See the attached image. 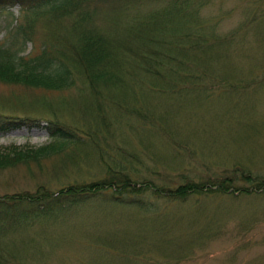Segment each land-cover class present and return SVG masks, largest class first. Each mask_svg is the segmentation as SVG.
<instances>
[{"label": "trees", "instance_id": "trees-1", "mask_svg": "<svg viewBox=\"0 0 264 264\" xmlns=\"http://www.w3.org/2000/svg\"><path fill=\"white\" fill-rule=\"evenodd\" d=\"M140 1L128 0L127 10ZM226 1L146 0L160 5L126 19L112 32L90 24L93 14L85 8L89 0H0V14L19 5L24 18V23L11 24L0 42V82L76 90L73 98H61L59 113L54 104L45 101L41 104L47 114L0 111V134L37 126L50 139L38 146L0 145V170L44 165L56 157L65 175L69 164L78 168L86 160L92 161L91 174L94 167L103 172L102 177L76 178L56 190L40 185L33 191L0 195V264H24L18 242L36 224L96 203L150 210L156 205L153 198L186 201L194 197L201 203L200 197L210 193L264 192V177L239 165L233 166L230 176L206 181L188 179L173 184L170 175L160 177L162 183L144 177L140 170L144 163L133 150L134 143L113 129L125 122L129 127L135 123L156 125L163 132H172L162 112L145 101L134 102L137 85L160 95L169 87L178 92L177 82L186 90L191 82L197 85L207 79L215 81L212 88L238 75L264 77V0H242L239 20L222 33V23L238 7L222 10ZM211 5L214 15L203 17ZM124 10L122 6V13ZM39 16L74 17L72 40L55 34L39 49L25 53ZM246 63L253 68L245 69ZM172 78L177 82L171 83ZM85 143L92 148H82Z\"/></svg>", "mask_w": 264, "mask_h": 264}, {"label": "rangeland", "instance_id": "rangeland-1", "mask_svg": "<svg viewBox=\"0 0 264 264\" xmlns=\"http://www.w3.org/2000/svg\"><path fill=\"white\" fill-rule=\"evenodd\" d=\"M127 1L87 2V8L94 13L95 27L114 32L123 21L138 15L137 9L127 10ZM242 3L227 0L223 5L222 10L227 12L238 7L222 23V33L239 20ZM19 8L16 5L0 14V41L11 23L17 17L22 19ZM140 8L147 12L157 6L146 4ZM214 13L211 5L202 16L207 18ZM35 21L28 51L39 49L46 39L51 41L56 30H71L65 17L54 22L39 16ZM174 27L175 24L171 30ZM169 80L177 82L176 78ZM212 83L215 81L211 79L197 85L191 82L184 90L177 82L178 92L169 87L160 95L146 91L145 85L135 86L134 102L145 101L162 112L172 129L163 132L156 125L138 123L129 127L125 122L113 126L136 147H142L147 156H152L140 169L142 176L159 183L165 175L175 179L173 184L190 179L206 181L214 176H230L233 166L239 165L242 170L264 177V77L233 78L213 89ZM75 93V89L43 90L0 82V110L47 114L41 104L45 101L54 104L59 113L61 98L71 99ZM49 140L47 132L38 127L0 134V145L14 142L37 146ZM155 140L161 144L160 152L153 156L158 146ZM84 147L92 148L90 143L83 144ZM59 161L55 157L44 165L34 163L30 167L0 170V194L35 190L42 184L56 190L76 178L89 181L103 176L98 167L91 174L92 161L88 160L78 168L69 164L64 175ZM71 173L75 175L71 177ZM226 192L230 196L210 193L211 198L200 206L196 205L198 199L192 197L186 202L154 199L155 208L149 211L96 203L79 212H65L55 224H36L20 239L24 264H264V193L238 197L241 192ZM33 236L36 237L28 238Z\"/></svg>", "mask_w": 264, "mask_h": 264}]
</instances>
